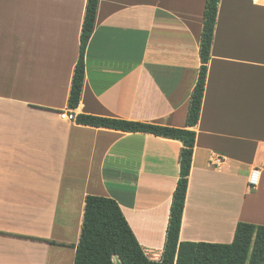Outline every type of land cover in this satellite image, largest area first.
<instances>
[{"label":"crops","instance_id":"crops-1","mask_svg":"<svg viewBox=\"0 0 264 264\" xmlns=\"http://www.w3.org/2000/svg\"><path fill=\"white\" fill-rule=\"evenodd\" d=\"M87 1L0 0V264H74L88 195L119 203L150 258L164 250L183 143L60 113L185 127L207 0H99L71 110ZM255 6L264 8L219 3L180 241L231 243L240 221L264 224V9Z\"/></svg>","mask_w":264,"mask_h":264},{"label":"trees","instance_id":"trees-1","mask_svg":"<svg viewBox=\"0 0 264 264\" xmlns=\"http://www.w3.org/2000/svg\"><path fill=\"white\" fill-rule=\"evenodd\" d=\"M221 0H207L200 42L199 74L192 90L185 127H173L114 117L78 114L79 124L124 132L150 133L183 143L180 174L173 200L166 241L160 259L150 258L139 243L119 203L112 197L88 195L80 241L74 264H115L118 256L124 264H264V224L240 221L231 243L180 241V231L187 197L197 132L207 83L208 64L215 35ZM99 0H88L82 25L79 58L72 78L68 108L80 103L85 80L86 49L94 31Z\"/></svg>","mask_w":264,"mask_h":264},{"label":"built area","instance_id":"built-area-1","mask_svg":"<svg viewBox=\"0 0 264 264\" xmlns=\"http://www.w3.org/2000/svg\"><path fill=\"white\" fill-rule=\"evenodd\" d=\"M261 3L264 4V0H261ZM60 115L64 119H69V120L76 119V115L73 113V111L72 112L62 111ZM259 158L264 159V148L260 150ZM214 163L219 165L221 163V158L218 156V158L215 160ZM260 181H261V170L259 167H254L249 176V184L252 188H256L260 184Z\"/></svg>","mask_w":264,"mask_h":264},{"label":"rangeland","instance_id":"rangeland-1","mask_svg":"<svg viewBox=\"0 0 264 264\" xmlns=\"http://www.w3.org/2000/svg\"><path fill=\"white\" fill-rule=\"evenodd\" d=\"M255 7H257V11H260V10H262V9H264V8H260L259 6H255ZM257 123H259V125H262L263 124V121H258ZM263 130V127L261 126V127H258V131L260 132H264V131H262ZM260 132V133H261ZM261 148H264V144L262 145V147Z\"/></svg>","mask_w":264,"mask_h":264},{"label":"water","instance_id":"water-1","mask_svg":"<svg viewBox=\"0 0 264 264\" xmlns=\"http://www.w3.org/2000/svg\"><path fill=\"white\" fill-rule=\"evenodd\" d=\"M114 262H115V264H124V263L119 259L118 256H115V257H114Z\"/></svg>","mask_w":264,"mask_h":264},{"label":"bare ground","instance_id":"bare-ground-1","mask_svg":"<svg viewBox=\"0 0 264 264\" xmlns=\"http://www.w3.org/2000/svg\"><path fill=\"white\" fill-rule=\"evenodd\" d=\"M222 202H224V201H222Z\"/></svg>","mask_w":264,"mask_h":264}]
</instances>
